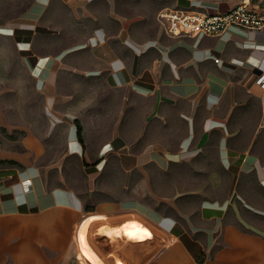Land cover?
<instances>
[{
  "label": "crops",
  "instance_id": "obj_1",
  "mask_svg": "<svg viewBox=\"0 0 264 264\" xmlns=\"http://www.w3.org/2000/svg\"><path fill=\"white\" fill-rule=\"evenodd\" d=\"M199 6L0 0V264H264V28Z\"/></svg>",
  "mask_w": 264,
  "mask_h": 264
},
{
  "label": "built area",
  "instance_id": "obj_2",
  "mask_svg": "<svg viewBox=\"0 0 264 264\" xmlns=\"http://www.w3.org/2000/svg\"><path fill=\"white\" fill-rule=\"evenodd\" d=\"M226 1L229 8L224 11H210L203 6L166 8L160 11L159 20L164 24L166 34L173 37L219 36L231 26L250 30L264 28V0ZM215 61L219 62L220 59Z\"/></svg>",
  "mask_w": 264,
  "mask_h": 264
},
{
  "label": "rangeland",
  "instance_id": "obj_3",
  "mask_svg": "<svg viewBox=\"0 0 264 264\" xmlns=\"http://www.w3.org/2000/svg\"><path fill=\"white\" fill-rule=\"evenodd\" d=\"M2 129V128H1Z\"/></svg>",
  "mask_w": 264,
  "mask_h": 264
}]
</instances>
